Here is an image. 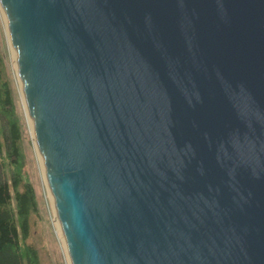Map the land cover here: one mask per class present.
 Returning a JSON list of instances; mask_svg holds the SVG:
<instances>
[{"label": "water", "instance_id": "water-1", "mask_svg": "<svg viewBox=\"0 0 264 264\" xmlns=\"http://www.w3.org/2000/svg\"><path fill=\"white\" fill-rule=\"evenodd\" d=\"M72 264H264V0H0Z\"/></svg>", "mask_w": 264, "mask_h": 264}, {"label": "trees", "instance_id": "trees-1", "mask_svg": "<svg viewBox=\"0 0 264 264\" xmlns=\"http://www.w3.org/2000/svg\"><path fill=\"white\" fill-rule=\"evenodd\" d=\"M22 130L13 90L0 53V264H42L26 240L38 202L34 185L22 173Z\"/></svg>", "mask_w": 264, "mask_h": 264}, {"label": "rangeland", "instance_id": "rangeland-1", "mask_svg": "<svg viewBox=\"0 0 264 264\" xmlns=\"http://www.w3.org/2000/svg\"><path fill=\"white\" fill-rule=\"evenodd\" d=\"M9 36L8 25L0 4V53L6 59V70L22 130L21 168L24 178L33 183L38 202L37 211L32 214L31 234L26 242L36 246L42 264H72L66 242L60 234L57 213L42 168L40 150L22 96L19 68Z\"/></svg>", "mask_w": 264, "mask_h": 264}, {"label": "bare ground", "instance_id": "bare-ground-1", "mask_svg": "<svg viewBox=\"0 0 264 264\" xmlns=\"http://www.w3.org/2000/svg\"><path fill=\"white\" fill-rule=\"evenodd\" d=\"M7 25H8V24H7ZM8 30H9V35H10V36H9V39H10V43H11V42H12V37H11V32H10L9 26H8ZM12 47H13V43H12ZM13 50H14V48H13ZM14 54H15V53H14ZM16 61H17V60H16ZM17 65H18V62H17ZM18 68H19V65H18ZM21 88H22V87H21ZM22 96H23V99H24V102H25V106H26L27 112H28V114H29V111H28V108H27V104H26V98H25L23 92H22ZM29 117H30V115H29ZM30 119H31V117H30ZM31 124H32V128H33V130H34V127H33V123H32V121H31ZM34 133H35V130H34ZM35 137H36V134H35ZM36 141H37V137H36ZM37 145H38V142H37ZM38 147H39V146H38ZM38 152H39V151H38ZM40 154H41V153H40ZM41 160H42V157H41ZM42 165H43V160H42ZM42 168H43V172H44V174L46 175L47 182H48V187H49L50 194H51V197H52V192H51V189H50V182H49V178H48V175H47V172H46V169H45L44 165L42 166ZM52 200H53V202H54L53 197H52ZM54 206H55V203H54ZM55 210H56V213H57V221H58V224H59V227H60V234H61V237H62L63 241L66 242V239H65V237H64V235H63V231H62L61 224H60V221H59V216H58V211H57V209H56V206H55ZM66 247H67V250H68L67 242H66ZM68 253H69V251H68ZM69 256H70V255H69ZM70 260H71V258H70ZM71 263H72V261H71Z\"/></svg>", "mask_w": 264, "mask_h": 264}]
</instances>
